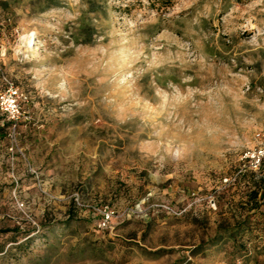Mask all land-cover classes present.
Returning <instances> with one entry per match:
<instances>
[{
  "label": "rangeland",
  "instance_id": "obj_1",
  "mask_svg": "<svg viewBox=\"0 0 264 264\" xmlns=\"http://www.w3.org/2000/svg\"><path fill=\"white\" fill-rule=\"evenodd\" d=\"M263 149L264 0H0V264H264Z\"/></svg>",
  "mask_w": 264,
  "mask_h": 264
},
{
  "label": "built area",
  "instance_id": "obj_2",
  "mask_svg": "<svg viewBox=\"0 0 264 264\" xmlns=\"http://www.w3.org/2000/svg\"><path fill=\"white\" fill-rule=\"evenodd\" d=\"M11 107L13 109L16 108V106L13 102L11 103ZM258 158H259V166L261 168H264V149L262 151H260V155L258 156Z\"/></svg>",
  "mask_w": 264,
  "mask_h": 264
}]
</instances>
